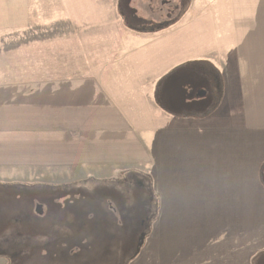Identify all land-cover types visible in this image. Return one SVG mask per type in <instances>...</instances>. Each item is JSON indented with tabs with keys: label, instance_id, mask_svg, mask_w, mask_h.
I'll return each mask as SVG.
<instances>
[{
	"label": "rangeland",
	"instance_id": "1",
	"mask_svg": "<svg viewBox=\"0 0 264 264\" xmlns=\"http://www.w3.org/2000/svg\"><path fill=\"white\" fill-rule=\"evenodd\" d=\"M37 1L42 3L27 1L30 20L36 11L35 17L51 24L37 21L19 29L13 24L21 17L19 11L27 12L26 1L15 0L18 14L13 24L5 11L8 5L0 1V82L33 81L44 73L40 66L73 68V53L87 55L89 43L71 42L64 36L104 35L101 49L98 43L91 44L93 52L100 50L105 60L123 53L125 66L154 68L155 113L190 125L175 124L173 135L162 128L154 160L134 164L133 170H125L127 174L115 169L64 185L56 184L86 175L70 170L57 175L56 162L46 156L44 169L27 178L20 143L14 153V164L20 169L0 167V243L6 239L11 244L0 246L22 257L8 264H264V190L253 183L252 174L264 183L262 132L246 130L243 107L230 101L206 126L193 123L192 117L198 115H186L199 110L181 111L189 107L185 100L193 109L208 107L210 113L219 104L210 88L219 72L211 63L224 62L213 55L209 56L212 62H198L197 57L221 52L220 46L230 49L235 30L225 8L229 0ZM153 34L151 48L126 37L134 35L145 42ZM76 43L85 47L76 50ZM139 45L144 47L141 51H132ZM203 65L209 73H198ZM176 77L178 84L168 93ZM237 79L240 75L224 74L222 81L236 84ZM250 81L261 88L263 78L255 80L251 75ZM199 90H205L206 96L196 98ZM230 108L233 114L227 115ZM159 122L161 127V116ZM258 124L262 125L261 119ZM237 163L240 203L229 198L235 191L230 182L236 177L231 176V168ZM133 178L145 184L144 193L135 189L144 197L130 194L134 186H128V181ZM118 182L128 187L127 193L115 190ZM40 202L44 217L35 214ZM25 216L41 228L35 237L26 236L27 226L24 231L16 227V219L21 217L24 223ZM140 233L143 244L133 256ZM6 262L0 256V264Z\"/></svg>",
	"mask_w": 264,
	"mask_h": 264
},
{
	"label": "crops",
	"instance_id": "2",
	"mask_svg": "<svg viewBox=\"0 0 264 264\" xmlns=\"http://www.w3.org/2000/svg\"><path fill=\"white\" fill-rule=\"evenodd\" d=\"M0 1L8 5V9L5 11L9 12L13 24L14 16L18 14L15 0ZM24 1H26L27 11L28 0ZM37 2L34 0L36 4L42 3ZM225 8L229 10L232 28L235 30L230 49L220 46L221 52L214 51L197 57L198 62L204 60L212 62V58L209 56L213 55L215 59H221L224 62L223 65L215 64L214 60L211 63L219 72V77L210 84L219 104L215 111L210 113L208 107L202 105L193 109L190 102L185 100V104H188L189 107L185 106L181 111L190 113L192 110H199V114L186 113V115L191 117L198 115L192 117L195 118L193 123L206 126L208 122L217 118L220 110L225 107L228 101H230V105H240L243 107L245 129L262 132L264 152V0H229L226 1ZM19 12L21 17L17 22H14L13 28L18 27L19 29V27L25 26L29 28V24L32 22L40 21L35 17L36 11L33 12L34 16L31 15V20L28 11L26 13ZM51 22L42 23L40 21L41 25H48ZM2 24L3 22L0 26ZM64 37L70 38L71 42L81 39V43L90 44V46L87 45V55L73 53V60L76 61L73 68L60 67L56 70H46L45 67L40 66L38 70L44 73L33 81L0 82L1 168L20 169L18 164H14V153L22 143L24 149L21 151L24 152L26 160L21 165L24 167L22 169H26L28 172L27 178L31 176V173H37L44 169L46 163L43 158L46 156L56 162L54 172L57 175H66L69 170L70 173L86 175L81 177L82 179L77 176L79 177L77 181H69L68 178L61 183L57 182L56 185L93 179L95 174L115 169L127 174L125 170H133L134 164L148 163V161L154 160V148L157 146L162 128L166 127L167 133L173 135L177 130L175 124H181L184 127L190 125L183 119L175 120L162 112L161 115L155 113L157 109L154 106V95L156 94V90L154 91L156 83L154 68L125 66L122 60L123 53L119 57L102 59L99 55L100 50L93 52L91 44L98 43L101 49L100 44L105 40L104 35L80 37L71 34ZM126 37L131 42L148 43L145 48L154 47V34L152 39L145 42H141V39L134 35ZM100 38L104 40H100ZM79 47L85 46L76 43L74 48L78 50ZM143 48L142 45H139L132 51L138 53ZM134 61L137 60L134 59ZM177 64L171 66L170 70L173 69L171 73H174ZM36 67L38 68V66ZM198 73L209 72L203 65ZM224 74L240 75V80L237 79L236 84L233 81L223 82ZM243 75L246 77L244 78ZM251 75L255 80L263 78L261 88H256L250 81ZM173 78L168 77V79ZM178 80L179 78L176 77L168 93L176 87ZM188 80L192 81V79ZM184 88L188 90V86H184ZM201 91L205 92V90ZM228 91H230V97H228ZM206 94L205 92L203 97ZM225 97L226 101L223 104ZM196 98L202 97L196 95ZM170 109L177 111L176 106H170ZM233 111L230 108L226 114H233ZM160 116L161 121L164 122L161 127ZM260 119L262 125L258 124ZM8 154L12 156H8ZM239 168L238 163L231 168V176L236 174L235 180L230 182L231 186L235 187V191L239 186ZM252 174L253 183L264 190V183L260 179L258 180L254 173ZM55 181L61 180L55 177ZM45 183L42 184L49 185V183ZM118 183L120 185H116L115 190L127 193L128 187L125 189L123 183ZM128 183V186H134L133 189H130L131 195L145 196L135 192L137 187L144 193L145 184L142 181L133 178ZM234 192L229 195V198L240 203V195L237 191ZM208 195L210 194L204 196ZM216 196L222 197L219 194ZM242 199L244 202V198ZM262 201H264L263 195ZM261 210H263V205Z\"/></svg>",
	"mask_w": 264,
	"mask_h": 264
},
{
	"label": "flooded vegetation",
	"instance_id": "3",
	"mask_svg": "<svg viewBox=\"0 0 264 264\" xmlns=\"http://www.w3.org/2000/svg\"><path fill=\"white\" fill-rule=\"evenodd\" d=\"M163 3H165V1H162V4ZM142 25V24H141ZM41 203V205H39V206H41L42 207V214L41 215H39V214H37L36 213V208L38 207V205H36V208H35V214L37 215V216H41V217H44L45 215H43V202H40ZM21 218V217H20ZM16 219V227L17 228H19V230H22V231H24L25 230V227L27 226V228H28V232H25L26 233V236L27 235H32L31 237H35L36 236V234L39 232V229H41V228H39V227H36L35 225H33L31 222H30V220L28 219V217L27 216H25L24 217V223L21 221V219ZM142 223H143V221H142ZM54 225L55 224H53V227H54ZM17 231H18V229H17ZM19 234H20V232H19ZM141 234V233H140ZM142 235V234H141ZM22 236V235H21ZM13 238V237H12ZM24 238H26V237H24ZM5 242H7V243H5ZM3 243L4 244H7V245H9V246H11V244H10V242L8 241V240H3L2 239V241H1V243H0V245H3ZM137 249L136 250H138L139 249V243H137V247H136ZM7 250L6 249H4V248H2V246H0V255L1 256H5V258L7 259V262L5 263V264H8L9 262H10V260H13V259H18V258H22V257H20L19 255H16V253L15 252H13L12 254H8L7 252H6ZM23 255H24V251H23ZM8 256V257H7Z\"/></svg>",
	"mask_w": 264,
	"mask_h": 264
},
{
	"label": "water",
	"instance_id": "4",
	"mask_svg": "<svg viewBox=\"0 0 264 264\" xmlns=\"http://www.w3.org/2000/svg\"><path fill=\"white\" fill-rule=\"evenodd\" d=\"M198 97H203L205 95V92L204 91H198L197 94H196ZM36 213L41 215L42 214V207L41 206H38L36 208ZM143 239H144V236L142 235L141 238H140V241H139V248L142 246L143 244Z\"/></svg>",
	"mask_w": 264,
	"mask_h": 264
}]
</instances>
